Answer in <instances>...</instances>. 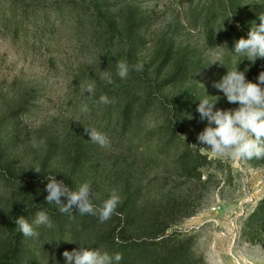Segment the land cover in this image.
Returning a JSON list of instances; mask_svg holds the SVG:
<instances>
[{
  "label": "rangeland",
  "instance_id": "374dc122",
  "mask_svg": "<svg viewBox=\"0 0 264 264\" xmlns=\"http://www.w3.org/2000/svg\"><path fill=\"white\" fill-rule=\"evenodd\" d=\"M89 9L100 18L92 19ZM261 13L264 0H0V117L11 127L3 141L11 142L19 164L36 170L46 155L55 170L47 172L68 179L73 190L90 184L97 206L110 197L122 169L141 182V208L161 212L171 197L175 217L192 212L167 230L184 237L188 264H264V215L251 219L264 202V159L218 156L197 140L207 126L197 112L201 99L217 101V109L239 107L213 82L238 68L257 83L264 72V58L253 63L233 51ZM108 25L116 32L109 40L103 36ZM118 62L129 66L124 79ZM105 71L112 83L101 79ZM89 83L91 95L82 91ZM101 96L111 102L101 103ZM145 99L150 105L135 102L137 115L124 117L127 103ZM85 128L106 134L110 145L92 142ZM156 128L161 136L146 137ZM169 129L191 137L207 156L202 181L171 165L176 151L155 156ZM33 140L43 143L33 147ZM137 220L150 223L142 214ZM88 221L97 238L114 229L119 216ZM44 230L32 245L31 264H66L64 251L96 248L85 236L71 242L67 229L68 245L60 248L58 237L55 242ZM146 237L128 229L124 239Z\"/></svg>",
  "mask_w": 264,
  "mask_h": 264
},
{
  "label": "trees",
  "instance_id": "16d2710c",
  "mask_svg": "<svg viewBox=\"0 0 264 264\" xmlns=\"http://www.w3.org/2000/svg\"><path fill=\"white\" fill-rule=\"evenodd\" d=\"M97 1L99 0H92V3ZM87 12L93 16L92 19L100 18L98 15H93L94 11L91 9ZM103 27L105 28L104 38L113 39V35L116 33L115 30L109 25ZM127 28L130 30V25ZM124 41L133 43L132 40L128 41L127 38ZM135 102L140 104L139 108H146L150 105L148 99L130 101L123 108V115L126 119H132L137 115ZM10 128L7 119L0 117V264H31L33 262L32 259L36 254V250L32 245L39 240V236L26 237L20 231L16 220L18 217L23 216L31 224L40 211L47 212L52 227L44 230L43 226L36 227L33 225L35 230L37 232H43V230L53 232L51 233L52 238L55 242L59 240L58 245L60 248L68 245L66 238H63L67 229L69 234L67 237L71 238V242L85 236L86 239L92 240L91 244L96 246L102 253L107 252L110 256L120 253L122 260L119 264H188L189 257L192 256L189 252L187 253L186 247L183 246L182 238L184 237L169 235L167 230L179 223L185 216L191 215L192 212L175 217V204L172 202L174 200L171 197L165 199L167 206L161 212L160 209L152 206L141 208L142 206L138 200L141 182L132 179L122 169L117 173L115 183L113 182L115 184L114 190L120 197V203L116 209L119 213V221L114 229L108 228L103 234L100 233L95 238L88 228V220L93 218L94 215L79 213L82 219L78 222L75 218L78 212L75 209L71 214H62L54 203H46L47 178L54 176L47 172L48 169L54 170L48 165L49 157L47 158L45 155V158H43V162L38 168L39 173L34 171L35 169L19 164L16 156L11 151V142L3 141V135L8 134ZM168 131L169 133L163 136L164 143L156 149L155 156L159 157L162 154L166 156L168 153L176 151L177 155L171 165L175 166L181 174L190 175L202 181V167L207 164V156L201 152L200 148L192 145L191 137L185 139L175 130L169 129ZM155 136H161L157 128L146 133L148 138L152 139ZM13 140L16 142L15 138ZM177 140L184 145L176 144ZM77 161L79 160L77 159ZM56 179L61 180L57 177ZM119 180L122 182L121 186ZM63 181L70 187L68 179ZM140 214L144 215L147 222L150 223L136 225L138 223L137 217ZM115 215L117 216V214ZM261 215H264V202L253 212L251 219ZM128 229H134L139 233H147V237L133 243L127 241L124 237H126ZM103 242L105 246L101 245ZM85 248L95 249L92 247Z\"/></svg>",
  "mask_w": 264,
  "mask_h": 264
},
{
  "label": "clouds",
  "instance_id": "9594fccd",
  "mask_svg": "<svg viewBox=\"0 0 264 264\" xmlns=\"http://www.w3.org/2000/svg\"><path fill=\"white\" fill-rule=\"evenodd\" d=\"M260 23L249 28L246 38L241 37L234 44L236 55L246 56L253 63L257 58H264V13L258 17ZM216 63V62H213ZM117 75L124 79L129 72L126 62H118ZM136 71H142L143 65L135 66ZM247 69H245V72ZM245 72L238 68L227 71L219 81H214L212 87L223 92L227 101L239 105L236 109H217L216 102H210L207 98L200 100L197 112L201 120L207 121V126L197 136L200 145L209 149L218 156H230L242 160L264 159V72L253 83L246 80ZM101 79L112 83L111 74L104 72ZM89 95L95 91L93 83L83 88ZM101 103H110L107 96L100 97ZM87 111V106L83 107ZM192 117L189 116V119ZM214 125V126H213ZM90 135V140L101 147H108L110 141L106 134L96 129L85 128ZM184 137V136H183ZM186 139V137H184ZM43 143V141H40ZM40 143L33 140V147H39ZM39 173V169L34 170ZM45 197L46 203L55 204L62 214H71L74 209L80 214L98 215L101 223L108 221L113 214L119 215L116 209L120 203V197L115 190L110 197L97 206L93 203L91 185L81 184L76 190L70 188L63 180H57L55 176L47 178ZM65 198V199H62ZM20 231L26 237H37L39 232L35 230L41 225L52 227L51 220L46 211H40L30 224L23 216L16 220ZM66 264H119L122 260L120 253L110 256L107 252H101L98 248H82L73 251H64Z\"/></svg>",
  "mask_w": 264,
  "mask_h": 264
}]
</instances>
